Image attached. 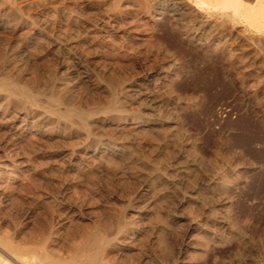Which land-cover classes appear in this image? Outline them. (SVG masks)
I'll list each match as a JSON object with an SVG mask.
<instances>
[{
    "label": "rangeland",
    "instance_id": "1",
    "mask_svg": "<svg viewBox=\"0 0 264 264\" xmlns=\"http://www.w3.org/2000/svg\"><path fill=\"white\" fill-rule=\"evenodd\" d=\"M217 1L0 0V264H264V16Z\"/></svg>",
    "mask_w": 264,
    "mask_h": 264
},
{
    "label": "bare ground",
    "instance_id": "2",
    "mask_svg": "<svg viewBox=\"0 0 264 264\" xmlns=\"http://www.w3.org/2000/svg\"><path fill=\"white\" fill-rule=\"evenodd\" d=\"M221 1L222 3V7L223 5L224 6H232L231 8L234 10V16H243V15H251L252 16V19H256L258 20V16L260 15H263L264 16V0H255V5H252V6H249V5H246L248 4L246 2V4L244 3L243 0H218L217 2ZM220 3V2H219ZM218 5H221L219 4ZM207 5V4H206ZM214 5V4H213ZM216 5V6H218ZM209 6V5H208ZM214 6V7H216ZM210 7L207 8V10H209ZM213 8V7H212ZM225 9V8H224ZM230 8H228L227 10H229ZM163 10V9H162ZM218 10V9H217ZM223 10L222 8H220V11ZM226 12H229L227 11ZM168 11V10H167ZM212 11H215V10H212ZM164 12V11H163ZM217 12V11H216ZM223 12V11H222ZM221 12V13H222ZM160 13V12H159ZM165 13V12H164ZM209 13V12H208ZM211 15V14H210ZM217 15V14H216ZM228 15V14H227ZM226 16V15H225ZM216 17V16H215ZM218 17V16H217ZM228 17V16H227ZM233 17V18H235ZM221 19V16L219 17ZM244 18V16H243ZM260 18V17H259ZM208 19V18H207ZM237 19V18H236ZM203 20V19H202ZM218 20V19H217ZM228 20V19H227ZM234 20V19H233ZM247 20V19H246ZM206 21V20H205ZM221 21V20H220ZM236 21V20H235ZM214 24V23H213ZM262 24V23H261ZM264 26V25H262ZM260 27V25H259ZM260 30V29H259ZM60 110V109H59ZM60 117V116H59ZM3 245V244H2ZM6 245V244H5ZM91 245H89V243H83L81 246H78L76 249V253L77 252H85V251H88L89 248H90ZM99 251V250H98ZM13 252V251H12ZM98 253V252H97ZM72 257V256H71ZM73 258V257H72ZM16 262V260L14 261ZM73 263V262H72ZM19 264V262H18Z\"/></svg>",
    "mask_w": 264,
    "mask_h": 264
}]
</instances>
